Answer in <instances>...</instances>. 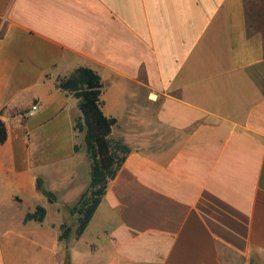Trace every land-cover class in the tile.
I'll list each match as a JSON object with an SVG mask.
<instances>
[{"label": "crops", "instance_id": "obj_1", "mask_svg": "<svg viewBox=\"0 0 264 264\" xmlns=\"http://www.w3.org/2000/svg\"><path fill=\"white\" fill-rule=\"evenodd\" d=\"M80 67L130 153L60 240L91 182L58 87ZM0 119V264H264V30L246 0H0Z\"/></svg>", "mask_w": 264, "mask_h": 264}, {"label": "trees", "instance_id": "obj_2", "mask_svg": "<svg viewBox=\"0 0 264 264\" xmlns=\"http://www.w3.org/2000/svg\"><path fill=\"white\" fill-rule=\"evenodd\" d=\"M58 87L79 100L81 116L75 121L74 130L84 132L86 151L91 162L90 186L69 210L70 215L76 216L75 235L79 237L105 195L108 183L115 178L130 150L121 141L111 138V130L117 120L102 113V84L96 72L85 67L77 68L69 78L62 80ZM6 139L7 129L0 119V146ZM74 150L77 151L78 148L75 146ZM36 187L49 203L55 202V196L43 187L41 179H37ZM45 215L46 210L37 206L34 212L25 216V222L33 220L41 223ZM60 229L59 239H66L71 232L70 227L63 224Z\"/></svg>", "mask_w": 264, "mask_h": 264}, {"label": "rangeland", "instance_id": "obj_3", "mask_svg": "<svg viewBox=\"0 0 264 264\" xmlns=\"http://www.w3.org/2000/svg\"><path fill=\"white\" fill-rule=\"evenodd\" d=\"M246 9H247L249 32H255L257 30H264V3H255V0H246ZM80 135H83V138H84V132L80 133ZM77 151H78V154H80L83 157V161H85L84 154L86 155V158L89 159V155L87 154L86 147L84 145H83L82 151H81V147L78 148ZM81 166H82V163H81ZM76 167H79V165H77ZM60 169L62 170V172L67 171L66 164L62 163ZM85 171H86V166H85V163L83 162V173ZM74 205L63 206L62 215H60V217L62 221H64V224L66 226L74 225L76 216L70 215L69 213L70 208Z\"/></svg>", "mask_w": 264, "mask_h": 264}, {"label": "built area", "instance_id": "obj_4", "mask_svg": "<svg viewBox=\"0 0 264 264\" xmlns=\"http://www.w3.org/2000/svg\"><path fill=\"white\" fill-rule=\"evenodd\" d=\"M38 109H39V106L37 104H33L31 108L23 114V116L31 117L33 114H35L38 111Z\"/></svg>", "mask_w": 264, "mask_h": 264}]
</instances>
